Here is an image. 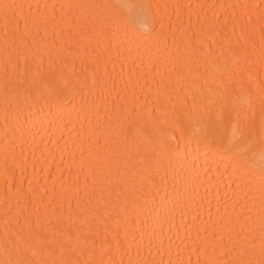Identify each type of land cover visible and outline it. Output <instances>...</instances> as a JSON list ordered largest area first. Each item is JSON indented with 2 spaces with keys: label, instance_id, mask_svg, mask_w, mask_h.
<instances>
[{
  "label": "bare ground",
  "instance_id": "6f19581e",
  "mask_svg": "<svg viewBox=\"0 0 264 264\" xmlns=\"http://www.w3.org/2000/svg\"><path fill=\"white\" fill-rule=\"evenodd\" d=\"M44 82L71 123L23 103ZM220 113L239 173L185 140L157 166ZM262 129L264 0H0V262L264 264Z\"/></svg>",
  "mask_w": 264,
  "mask_h": 264
},
{
  "label": "snow or ice",
  "instance_id": "6c2138e0",
  "mask_svg": "<svg viewBox=\"0 0 264 264\" xmlns=\"http://www.w3.org/2000/svg\"><path fill=\"white\" fill-rule=\"evenodd\" d=\"M195 36L196 34L193 33V39L189 41L190 43L195 42ZM67 92V85L65 87H52L44 82L34 93L26 95L23 103L43 105L50 109L54 108L58 114L62 113L65 116L68 123H71L73 110L64 102ZM247 127V124L239 123V113H237L236 124L226 121L223 113L218 114L216 122L205 125L198 135L195 133L189 134L187 128L178 124L175 127V132H178L179 136L175 132L171 135L162 134L159 144V153L162 159L158 160L157 166L162 164L164 159L170 161L174 155H177L178 141L185 140L189 143L197 144L203 142L207 147L212 149L213 154L219 153L222 150L231 152V159L236 163V171L239 173L241 166L247 163V152L252 144V140L247 133ZM261 142L264 143V129H262ZM262 175H264V169H262ZM147 197L148 192L141 191L136 199L132 201L133 209L136 211L141 210L147 201ZM193 245H195V240L193 241ZM198 250L195 246L193 247V251ZM0 264H25V262L9 260L0 262ZM178 264H182V262H178ZM187 264H191L190 259Z\"/></svg>",
  "mask_w": 264,
  "mask_h": 264
}]
</instances>
